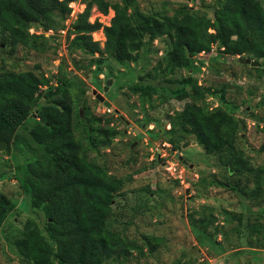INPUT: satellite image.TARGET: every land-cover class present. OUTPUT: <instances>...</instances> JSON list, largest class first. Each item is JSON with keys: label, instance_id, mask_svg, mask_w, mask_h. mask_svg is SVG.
Returning <instances> with one entry per match:
<instances>
[{"label": "rangeland", "instance_id": "374dc122", "mask_svg": "<svg viewBox=\"0 0 264 264\" xmlns=\"http://www.w3.org/2000/svg\"><path fill=\"white\" fill-rule=\"evenodd\" d=\"M79 1L74 5L77 12L85 8ZM136 1L145 13L172 14L183 3L208 17H212L214 2ZM259 1L264 7V0ZM112 16V9L102 14L93 6L89 20L98 18L107 25ZM53 30L50 46L40 52L22 44L10 52L11 46L0 41V74L30 70L47 79L43 86L67 87L69 99L72 98L84 122L78 134L85 133L84 124L89 128L111 126L118 131L107 147L89 152V157L108 174L123 180L122 193L113 198L109 223L113 231L134 246L124 260H109L107 264H264V192L250 197L232 188L238 184L252 190L255 186L252 176L238 174L220 164L192 135L179 148L169 143L165 135L170 128L169 116L190 100L177 97L183 89L192 93V81L181 80L192 76L203 86H211L213 92L197 104L208 109L221 107L238 119L234 146L251 167L263 166L264 150L260 146L264 142V76L251 65L220 54L217 49L206 56H195L194 65L201 64L196 72L192 67L177 69L171 75L168 69L158 70L154 75V68L169 43L165 37L146 41L135 54V60L118 62L105 58L98 65L88 66L91 57L77 49L71 52L65 35ZM92 38L103 46L102 30L92 33ZM257 62L264 67V60ZM109 79L111 84L104 90ZM134 85L156 90L150 106L141 107L139 95L129 89ZM222 87L223 95L219 91ZM97 93L103 96V101L96 98ZM47 101L42 96L37 106ZM34 118L33 113L16 129L0 130V192L14 203L0 225V264H32L15 246V240L23 236V223L27 219L34 220L40 231L47 234L43 212L31 206L20 185L25 177L24 165L41 152L30 135ZM22 139L39 153L29 152ZM186 142L188 145L183 146ZM201 217L213 220L203 233L196 232L199 226L195 225V220ZM147 237L152 238L153 250L144 244Z\"/></svg>", "mask_w": 264, "mask_h": 264}, {"label": "trees", "instance_id": "16d2710c", "mask_svg": "<svg viewBox=\"0 0 264 264\" xmlns=\"http://www.w3.org/2000/svg\"><path fill=\"white\" fill-rule=\"evenodd\" d=\"M76 1L0 0V41L11 46L10 52L18 44L44 51L53 35L47 37L29 29L63 28ZM79 2L85 8L76 12L65 37L71 52L77 49L91 57L88 66L98 65L105 58L118 62L135 60V54L146 41L163 37L169 43L154 68V75L165 69L170 75L180 68L193 67V71H198L201 64L194 65L195 56L202 51L205 56L210 54L213 44L223 55L264 60V7L259 0H214L212 17L183 3L172 14L159 16L143 12L136 0ZM93 6L102 14L113 10L109 24L98 18L89 20ZM98 30L105 36L102 47L92 38V33ZM251 68L264 76L260 64ZM181 81H192V93L183 89L177 94L178 99L190 100L169 116L170 128L165 134L168 142L179 148L186 137L194 136L220 164L238 174L252 176L255 185L252 190L238 184L232 188L258 197L264 192V165L251 167L234 146L239 120L221 107L208 109L197 104L213 93L211 86H203L192 76ZM47 83L43 75L30 70L0 74V130H14L34 113L30 135L41 151L22 139L28 151L39 156L24 165L25 177L20 185L31 206L43 212L47 234L40 231L34 220L27 219L23 223V236L15 240V246L32 264H107L109 260H124L134 246L113 231L109 223L113 198L122 193L123 180L108 174L89 157L90 151L107 147L118 131L111 126L89 128L84 124L85 133L78 134L84 122L72 98L69 99V90L46 86L43 91L42 86ZM129 89L139 95L143 109L152 104L156 90L151 86L134 85ZM219 91L224 94L223 87ZM42 96L48 101L37 106ZM260 149L264 150V142ZM13 207L11 199L0 192V225ZM212 221L210 217L196 219L195 225L199 226L196 232L203 233ZM144 244L154 249L152 238H145ZM138 250L143 251L140 247Z\"/></svg>", "mask_w": 264, "mask_h": 264}, {"label": "built area", "instance_id": "2783aa9c", "mask_svg": "<svg viewBox=\"0 0 264 264\" xmlns=\"http://www.w3.org/2000/svg\"><path fill=\"white\" fill-rule=\"evenodd\" d=\"M76 10H75V8H73V10L71 11V14L69 15V17H67V19L65 20V22H64V27L63 28H61V29H58L57 31V33L61 36L62 34H64V35H66V32H67V30L69 29V27L68 26H66V25H68V23L69 24H71L72 23V19H74L75 18V14H76ZM29 31L31 32V33H33V32H43L44 34H45V36H49V35H52L53 33H54V30L53 29H48V30H46V31H42L41 30V28L37 31V30H35L34 28H30L29 29ZM212 49H213V47H212ZM199 54H205V52L204 51H202V52H200ZM43 87H46V86H43Z\"/></svg>", "mask_w": 264, "mask_h": 264}, {"label": "water", "instance_id": "95a60500", "mask_svg": "<svg viewBox=\"0 0 264 264\" xmlns=\"http://www.w3.org/2000/svg\"><path fill=\"white\" fill-rule=\"evenodd\" d=\"M39 26H41V25L39 24ZM237 60H238V62H240V63H242V64H249V65H251V66H257V65H258V62H257V61L250 60L249 58H246V57H243V56H239V57H237ZM73 64H74V66H76V64H75L74 62H73ZM110 84H111V79H109V80L107 81L104 90H106L107 86L110 85ZM96 98H97L98 100H100V101H103V96H102L101 94H99V93L96 94ZM105 104H106V105H109V103L106 102V101H105ZM186 145H188V142H186L185 144H183V146H186Z\"/></svg>", "mask_w": 264, "mask_h": 264}, {"label": "clouds", "instance_id": "9594fccd", "mask_svg": "<svg viewBox=\"0 0 264 264\" xmlns=\"http://www.w3.org/2000/svg\"><path fill=\"white\" fill-rule=\"evenodd\" d=\"M215 46H216V45H214V44L212 45L213 49L211 50V52H212V51H214V49H215ZM238 57H239V56H238Z\"/></svg>", "mask_w": 264, "mask_h": 264}]
</instances>
